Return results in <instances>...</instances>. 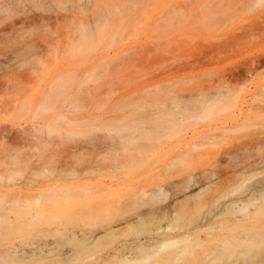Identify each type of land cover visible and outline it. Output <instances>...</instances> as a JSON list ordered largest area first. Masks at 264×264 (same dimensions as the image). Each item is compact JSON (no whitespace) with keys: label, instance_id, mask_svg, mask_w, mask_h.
<instances>
[{"label":"rangeland","instance_id":"rangeland-1","mask_svg":"<svg viewBox=\"0 0 264 264\" xmlns=\"http://www.w3.org/2000/svg\"><path fill=\"white\" fill-rule=\"evenodd\" d=\"M37 157L77 173L41 202L78 230L144 213L116 233H176L226 190L264 188V0H0V174Z\"/></svg>","mask_w":264,"mask_h":264},{"label":"bare ground","instance_id":"bare-ground-1","mask_svg":"<svg viewBox=\"0 0 264 264\" xmlns=\"http://www.w3.org/2000/svg\"><path fill=\"white\" fill-rule=\"evenodd\" d=\"M246 103L241 105L240 114ZM169 121L162 118L159 122ZM34 130L42 132L41 128ZM245 149L247 147L241 150ZM37 158L36 162L31 159L35 166L31 165L34 168L28 175L19 171L0 174V264H245L248 260H253L250 264H264V188L242 183L226 190L211 200L207 212L198 218L192 217L176 233H151L149 230L132 235L116 233L122 227L141 224L144 213L116 221H94L88 223L89 228L85 223L83 226L87 228L78 230L81 223L77 220L45 217L54 214L55 209L41 202L64 186L60 182L70 181L77 173L68 172L67 168H46L38 163L45 158ZM89 170L86 173H90ZM219 175L220 172L212 173L199 180L190 176L185 185L175 187V194L193 187V181L205 187ZM167 198L168 192L160 189L149 201ZM188 201L183 200L173 210L179 218ZM169 207L170 204H166L161 208ZM233 208L237 211L232 212ZM154 211L152 206L148 212ZM228 214L230 217L222 222L225 224L215 226ZM33 221L41 228L34 230ZM208 226L210 231L200 233Z\"/></svg>","mask_w":264,"mask_h":264}]
</instances>
